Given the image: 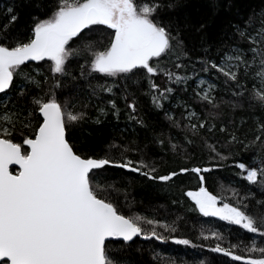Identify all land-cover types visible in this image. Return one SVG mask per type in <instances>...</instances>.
Here are the masks:
<instances>
[{
	"label": "snow or ice",
	"instance_id": "1",
	"mask_svg": "<svg viewBox=\"0 0 264 264\" xmlns=\"http://www.w3.org/2000/svg\"><path fill=\"white\" fill-rule=\"evenodd\" d=\"M178 6L179 0L167 3L164 0H40L35 7L42 9V16L32 18L27 42L5 43L9 25L0 30V264H125L118 254L122 246L110 249L109 238H119L125 244L134 237L166 242L168 237L157 228L172 233L176 227L121 213L119 202L113 197L120 188L106 175L110 169L136 173L148 181L165 184L182 174L195 173L199 178L198 191L184 193L195 206L189 211L198 210L205 217H218L229 225H238L247 233L256 234L251 238L252 247L248 251L264 256V247L256 246V237L264 243V199H256L251 188L243 197L239 196V190L233 189L238 204L224 203L218 207L217 197L204 187L203 174L210 173L212 168L180 167L179 171L173 169L159 174L155 163L128 158L124 154L129 151L127 147L117 158L112 151L119 149L116 144H110L103 156L93 155L90 148L84 144L77 146V142L70 139L86 119L83 111H76L68 101L62 104L54 91L28 99L31 87H41L36 77L23 72L22 66L26 67L29 61L51 62L48 70L56 81L53 89L62 86L57 77L69 75L67 63L76 58H83L88 64V67L80 65L83 78L98 79L93 77L98 73L123 79L127 84L143 77L149 82V94L156 108H163L161 102L170 99L176 89L165 87L161 91L153 77L163 73L168 82L184 85V91L192 80L195 98L207 114L197 117L195 112H189L187 117L182 114L180 121L167 112L165 115L174 127L191 133L192 138L186 137L188 144L200 146L194 139L200 138L202 146L214 154L213 158L227 161L228 156L202 137V130L211 133L216 129L215 120L222 104L228 105L232 112L242 110L245 103L264 112V12L249 16L243 26L231 25L234 31L221 41L217 60L211 55V45L205 47L207 41L203 38L199 45L203 55L196 58L190 55L183 39L188 25L162 15L165 9L174 10ZM5 17L11 24L18 21L15 5L7 8ZM106 29L111 31L104 43L94 33H103ZM195 31L205 32L206 25L201 23ZM165 56L176 57L175 69L187 72L191 66L192 75L162 68L160 61ZM35 71L37 76L42 75L39 69ZM248 79L258 85L250 94L244 84ZM217 82L223 83L226 90H232L231 99L217 101L213 95ZM97 88L112 92L111 86L98 84L93 88L94 95ZM124 99L131 110L129 119L146 127L142 118L133 115L137 111L135 101L128 102L127 95ZM109 104L112 115L119 118L116 102L110 100ZM24 112L27 115L22 118ZM100 113L108 114L104 108ZM96 122L99 123V119ZM18 124L21 127L19 141L16 139ZM219 131L228 129L220 127ZM258 131L260 134L249 143L238 139L235 132L230 133L229 143L242 144L245 151L259 144L260 151H264V122L258 123ZM179 149V145L171 146L174 153H179ZM260 163L259 168L254 162H238L235 167L240 170L237 175L248 185L259 187L264 196V159ZM13 165L18 166L15 172L10 171ZM253 207L259 219L251 214ZM142 224L151 227L145 229ZM217 238L223 239L222 236ZM173 242L191 244L188 239ZM210 251L231 257L233 261L243 259L220 243ZM199 264L206 262L200 260ZM244 264H264V258L245 259Z\"/></svg>",
	"mask_w": 264,
	"mask_h": 264
},
{
	"label": "trees",
	"instance_id": "2",
	"mask_svg": "<svg viewBox=\"0 0 264 264\" xmlns=\"http://www.w3.org/2000/svg\"><path fill=\"white\" fill-rule=\"evenodd\" d=\"M39 2L40 0H32L31 3L29 0H0V30H3L4 25H9L8 32L5 33L8 35L5 43L14 45L17 41L27 42L31 35L29 27L32 18L42 16V9L35 7V4ZM164 2L167 3L168 0ZM13 5L16 6L19 19L11 24L5 14L7 8ZM262 12H264V0H179V6L176 9H165L162 15L165 19L172 18L182 25L185 23L188 25L183 39L193 58L203 55L199 47L203 38L207 41L205 47L211 45V55L219 60L216 55L217 49L222 46V40L232 35L234 29L231 25L243 26L249 16ZM201 23L206 25V31L198 33L195 28ZM94 27L104 28V26ZM110 31L106 29L103 33H94V35L107 43ZM175 59V56H165L160 61V66L181 75L191 76V66L187 72L173 67ZM81 64L88 67L83 58L72 59L68 62L69 75L58 76L57 79L62 81V86L55 89L52 85L56 81L52 79V74L48 70L49 61L29 62L26 67L22 66L25 74H31L41 82V87L30 88L29 100L32 95L42 96L54 91L62 104L68 101L69 104L75 106L76 111H83L86 114L85 121L70 136L71 140L77 142V146L84 144L91 149V154L103 156L110 144H116L120 146L119 149L112 151L117 158L127 147L129 151L124 154L128 158L136 162L143 159L146 162L155 163L159 174H167L173 169L179 171L180 167L212 168L210 173L203 174L206 177L204 187L218 198V203L237 205L238 197L233 189L239 190V196L243 197L251 188L256 199H264L259 187L248 185L247 181L237 175L240 170L235 167V163L238 162L248 164L254 162L257 168L261 167L260 160L264 159V151H260L259 144L256 148H249L245 151L242 144L229 143L230 133L233 132L245 143L254 140L255 136L260 134L258 123L264 122V112L250 108L248 103H245L242 110L238 109L235 112H232L228 105H221L220 115L215 120L216 129L211 133L202 130V137L206 138L209 144L215 145L222 155L229 157L227 161H221L219 157L213 158L214 154L202 146L200 138H194L200 146L193 147L188 144L186 137L192 138L191 133H186L182 127H174L165 115L167 112L180 121L182 114L187 117L189 112H195L197 117L207 114L205 107L195 98V84L192 80H189L187 91H184V85L177 86L168 82L163 73L153 77V82L160 87L161 91L165 87L176 89L170 99L161 102L163 108H156L149 94L147 79L137 77L134 78L137 80L136 83L128 81L126 84L123 79L103 77L98 73L93 74V77H98V79L83 78L80 73ZM153 64L155 66V61ZM36 69H39L42 75L37 76ZM17 82H19L18 78ZM217 83L218 88L213 93L217 101L219 102L221 98L225 101L231 99L232 90H226V86L221 82ZM98 84L111 86L112 92H102L97 88L94 95L93 88ZM244 84L249 94L254 86H258L252 79L245 80ZM125 95L128 96V102L135 101L137 111L133 115L142 118L146 127L129 119L131 110L126 106ZM110 100L116 102L120 110L119 118L112 115ZM101 108H104L108 114L101 115ZM26 115L27 112H24L22 118ZM97 119L99 123L96 122ZM184 123L188 121L185 119ZM220 127H227L228 131L220 132ZM20 131L21 127L18 124L17 141L21 139ZM173 144L180 146L179 153L171 150ZM185 153H187L186 156ZM11 170L13 171V168ZM106 175L120 188V192H114L113 197L119 202V210L122 214L140 215L177 229L169 233L162 228H157L158 232L168 237L166 242L155 239L144 240L138 237L126 244L121 240H109L107 243L110 249H120L122 246V251L118 254L125 264H171L173 261L175 264H199L200 260H204L206 264H244L245 259L264 258L259 252L250 253L248 251V248L252 247L251 238L256 234L247 233L238 225H229L219 218L205 217L198 210L189 211L195 206L184 193L188 190L199 189V178L195 173L182 174L167 184L148 181L143 176L120 169H110ZM254 203L253 201V205ZM250 211L259 219V214L254 207ZM142 227L148 229L151 226L142 224ZM213 233H216V236H213ZM221 236L222 240L217 238ZM174 239H188L191 244L179 245L173 242ZM217 243H220L222 247L230 248L243 259L233 261L231 257L211 252L210 249ZM232 245H238V247L233 248ZM256 246L264 247L259 237H256Z\"/></svg>",
	"mask_w": 264,
	"mask_h": 264
},
{
	"label": "water",
	"instance_id": "3",
	"mask_svg": "<svg viewBox=\"0 0 264 264\" xmlns=\"http://www.w3.org/2000/svg\"><path fill=\"white\" fill-rule=\"evenodd\" d=\"M32 62H39V61H32ZM28 63V62H27ZM11 168H13L14 169V171L13 172H15L16 171V169L18 168V166H15V165H13V166H10V171H12L11 170ZM135 238V237H134ZM133 238V239H134ZM138 238H140V239H143L142 237H138ZM109 240H120L119 238H109ZM122 241V240H121Z\"/></svg>",
	"mask_w": 264,
	"mask_h": 264
},
{
	"label": "rangeland",
	"instance_id": "4",
	"mask_svg": "<svg viewBox=\"0 0 264 264\" xmlns=\"http://www.w3.org/2000/svg\"><path fill=\"white\" fill-rule=\"evenodd\" d=\"M204 87H207V85H204ZM188 191H198V190H188ZM217 202H218V198H217ZM224 203H225V202H219V203L217 204V206H218V207H222ZM224 222H226V221H224Z\"/></svg>",
	"mask_w": 264,
	"mask_h": 264
},
{
	"label": "bare ground",
	"instance_id": "5",
	"mask_svg": "<svg viewBox=\"0 0 264 264\" xmlns=\"http://www.w3.org/2000/svg\"><path fill=\"white\" fill-rule=\"evenodd\" d=\"M29 62H32V61H29ZM29 62H28V63H29Z\"/></svg>",
	"mask_w": 264,
	"mask_h": 264
}]
</instances>
